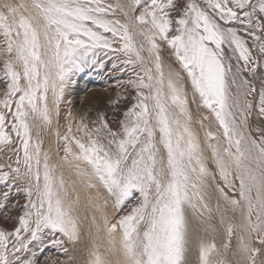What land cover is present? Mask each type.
Returning <instances> with one entry per match:
<instances>
[{
	"label": "snow or ice",
	"instance_id": "snow-or-ice-1",
	"mask_svg": "<svg viewBox=\"0 0 264 264\" xmlns=\"http://www.w3.org/2000/svg\"><path fill=\"white\" fill-rule=\"evenodd\" d=\"M233 23L242 32L223 26ZM162 45L174 57L167 68ZM121 54L122 65L135 72L127 83L137 96L119 128L101 115L90 122L94 127L82 118L77 127L70 122L63 135L56 133L61 165L98 190L89 201L99 220L93 215L95 238L86 264H189V209L206 232L215 229L211 222L218 213L226 237L219 246L201 238L199 264H264V129L258 138L249 131L253 117L264 122V0H184L182 7L178 0H20L0 6V72L6 81L0 151L10 150V162L0 164V184L27 197L15 226L0 228V264H36L46 233L63 237L50 243L65 253V240H81L79 194L69 197L57 165L42 152L39 132L59 116L77 73ZM187 85L191 100L207 110L198 120ZM206 150L224 185L216 186L224 203L218 200L215 209L208 188L216 175ZM134 193L138 203L110 219L109 202L123 209ZM8 200L6 191L0 212L7 213ZM102 230L108 238L104 252L96 240Z\"/></svg>",
	"mask_w": 264,
	"mask_h": 264
},
{
	"label": "bare ground",
	"instance_id": "bare-ground-1",
	"mask_svg": "<svg viewBox=\"0 0 264 264\" xmlns=\"http://www.w3.org/2000/svg\"><path fill=\"white\" fill-rule=\"evenodd\" d=\"M19 2L20 0H0V5L2 6L5 3ZM106 2L115 4L117 2H124V0H106ZM197 2L200 3L201 0H197ZM116 18L122 17L119 13H117ZM223 26L235 27L238 31L242 32V27L236 23ZM248 42L251 44V39H249ZM162 56L167 68V66L174 61V57H171L170 50L166 49L163 45ZM125 58L126 57H124L123 54H121L119 58L113 57L112 59H109L105 57L103 67L89 66L84 72L77 73L73 78L74 82L71 83L65 91L64 98L59 108V116L54 115L52 125L44 127L39 132V138L42 141V152L47 153L51 158V163L57 165L56 174L58 177H63L65 186L69 191V197L71 199H75L77 194H79L80 197V203L77 205L76 214L80 218L81 240L75 244L69 243L65 240V246L68 248V253H70L67 257L72 258H68V261L60 264H86L88 249L92 246L93 239L95 238V228L92 225V217L93 215H97V220H99V215L94 212V208L89 202L90 198L95 196L98 190L88 189L86 187V178L78 175L73 167L69 165H61L60 157L63 155L62 141L57 137L56 133L59 132L63 135L70 122L73 124L74 128L77 127L82 118L85 123H89V127H94L95 125L90 122L97 120V118L101 115L108 121L109 126L112 127L113 130H117L119 128L118 122L123 120V112L133 105L132 101L137 96L136 89L127 83L129 78L135 79V72L131 67L125 68L122 65V61ZM114 63L116 64L115 68L113 67ZM136 70L138 71L139 69L137 68ZM187 87L189 88L190 109L193 113L194 120H198L202 114H206L207 110L202 107H198L197 103L191 100L192 92L190 90V85H187ZM3 90H0V98L3 97V94H1L3 93ZM132 92H135V98L132 96ZM118 98L120 99V103L119 105H116L113 102ZM69 114H71V119L69 118ZM194 127L198 131L203 145L205 143L204 129L200 128L198 123L194 124ZM212 127L213 130H216L215 124H213ZM258 129H264V122H261L258 118L253 117L250 123L249 131L253 136L258 138L260 136V131ZM33 135L35 141V130ZM9 151V149L0 151V155L5 156V163L10 162L8 161V157L5 155V152ZM205 156L208 158L207 163L210 172H213L216 175L215 180H209L208 188V192L211 196L210 203L213 209H215V205L219 200V193L215 190L216 186L219 185L223 187L224 185L222 180L219 178L218 169H216L215 164L210 158V150L205 151ZM14 160L15 156L13 155V160L11 161L13 166H15ZM99 191L103 194L102 189ZM225 191H227L230 195H235L231 189L225 188ZM219 202L222 205L224 203L222 200H219ZM86 210L89 212L85 213ZM105 211L110 219L119 216L117 208L111 203V201L105 208ZM187 215L189 220V250L187 258L189 264H199L198 244L200 239H214L219 246L225 242V232L223 226H220L218 223L219 214L215 211L213 212L214 219L211 222L212 225L215 226V229L213 230L212 228H209L207 232L205 231V225L200 221L199 217L191 211V209L187 210ZM2 224L3 223H0V228H3L1 227ZM115 235L118 242L120 232L118 231ZM60 238L63 237L61 236ZM96 240L100 244L101 252H104L108 248V238L103 230ZM236 243V237L234 236L232 238L233 249ZM55 252L50 250V248L45 251L44 256L46 260L58 256ZM24 255L27 256L28 254ZM108 258L112 261H115L116 259L115 256H109ZM232 258L235 259L234 256Z\"/></svg>",
	"mask_w": 264,
	"mask_h": 264
},
{
	"label": "rangeland",
	"instance_id": "rangeland-1",
	"mask_svg": "<svg viewBox=\"0 0 264 264\" xmlns=\"http://www.w3.org/2000/svg\"><path fill=\"white\" fill-rule=\"evenodd\" d=\"M178 3L182 7L184 4V0H178ZM174 15H175V13H174ZM0 81H1L0 90L4 89L3 93H1V94H4V91L6 90V81L3 77L2 72L0 74ZM134 94H135V92H132V96L135 98ZM132 102H133V104L136 103V99H134ZM4 159H5V156L0 155V164L5 163ZM5 170H7V169H5ZM15 184L18 187H21V188L23 187L21 181H16ZM6 191L9 192L8 203H9L10 207H9L7 213L0 212V223H3L1 227L7 228V229H12L16 224L15 218L22 214V207L21 206L24 205L25 203H27V197H26V194L22 190L17 191L15 188L11 187L10 185L6 186L4 184H0V197H2V194ZM138 197H139V194L134 193V197L126 204V206L123 209L117 208V210H118L117 213L119 215H122V214H126L128 211H130L131 207L135 206L136 203H138ZM88 212H89L88 210L85 211V213H88ZM60 237H61L60 234H57V235L56 234H48V233L45 234L44 242H43V249L45 251H47L50 248V250H52L53 252L56 251L55 254L58 256L46 260V258L44 256L45 251L44 250L43 251L37 250V252H36V264H46V263L47 264H60V263H64V262L68 261L67 255L70 253H68V252L65 253L62 251L61 248L53 247L50 243V241L52 239H62ZM45 244H47V245H45ZM63 247H66L65 243H64Z\"/></svg>",
	"mask_w": 264,
	"mask_h": 264
}]
</instances>
